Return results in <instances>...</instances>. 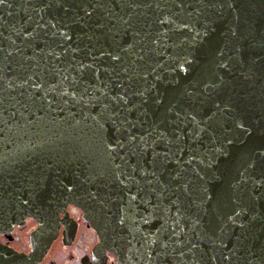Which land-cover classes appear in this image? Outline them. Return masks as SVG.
Returning <instances> with one entry per match:
<instances>
[{
    "label": "water",
    "instance_id": "1",
    "mask_svg": "<svg viewBox=\"0 0 264 264\" xmlns=\"http://www.w3.org/2000/svg\"><path fill=\"white\" fill-rule=\"evenodd\" d=\"M68 205L118 264H264V0H0V233L48 235L0 264Z\"/></svg>",
    "mask_w": 264,
    "mask_h": 264
},
{
    "label": "flooded vegetation",
    "instance_id": "2",
    "mask_svg": "<svg viewBox=\"0 0 264 264\" xmlns=\"http://www.w3.org/2000/svg\"><path fill=\"white\" fill-rule=\"evenodd\" d=\"M40 222L27 217L20 225L0 233V249L10 248L19 253L30 254L32 242L44 240L48 235L39 232ZM37 235L35 238L33 236ZM100 239L96 230L84 219L83 211L68 205L66 213L59 218V231L41 256L38 264H118L115 255L99 247ZM56 248L62 249L61 255Z\"/></svg>",
    "mask_w": 264,
    "mask_h": 264
},
{
    "label": "rangeland",
    "instance_id": "3",
    "mask_svg": "<svg viewBox=\"0 0 264 264\" xmlns=\"http://www.w3.org/2000/svg\"><path fill=\"white\" fill-rule=\"evenodd\" d=\"M55 250L57 251V254L58 255H61L62 254V252H61V251H63L62 249L56 248Z\"/></svg>",
    "mask_w": 264,
    "mask_h": 264
}]
</instances>
